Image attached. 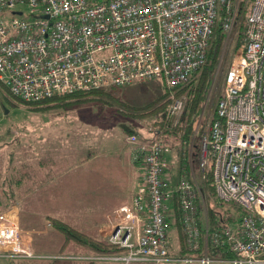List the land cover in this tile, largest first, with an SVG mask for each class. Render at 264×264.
<instances>
[{
	"label": "built area",
	"instance_id": "2783aa9c",
	"mask_svg": "<svg viewBox=\"0 0 264 264\" xmlns=\"http://www.w3.org/2000/svg\"><path fill=\"white\" fill-rule=\"evenodd\" d=\"M242 1L0 0V83L33 103L156 79L177 87L206 63L218 23L228 33L239 25ZM184 107V99L175 98L168 119L176 122ZM127 138L141 176L131 204L107 216L108 242L124 251L90 257L92 264H211L216 259L209 255V237L229 248L232 264H264V0H253L244 43L227 72L197 164L202 177L212 166L219 201L247 213L209 237L207 231L200 257L170 256L169 212L175 206L188 247L201 245L198 202L205 197L193 154L174 183L166 176L174 160L169 139ZM34 256L17 208L0 211V257Z\"/></svg>",
	"mask_w": 264,
	"mask_h": 264
},
{
	"label": "rangeland",
	"instance_id": "374dc122",
	"mask_svg": "<svg viewBox=\"0 0 264 264\" xmlns=\"http://www.w3.org/2000/svg\"><path fill=\"white\" fill-rule=\"evenodd\" d=\"M240 38L239 26L229 33L226 32V40L215 70L212 88L199 118L196 133L201 123L204 124L203 134L210 126L217 101L224 91L227 72L242 48L243 44L238 45ZM242 40L244 43V36ZM164 91L162 79L140 81L125 85L118 92L106 95L104 99L95 98L69 104L55 101L50 102L49 105L44 104L43 108L33 109L19 103L0 84V149L4 151L1 161L3 163L6 161L10 150L17 151L19 148L33 150L35 147L42 146L51 148L53 152L62 153L57 155L52 164L41 165L37 161L31 162L33 163L30 169L32 173L42 178L47 176L53 181L46 187V191L39 192L36 199L33 195L30 199L26 198L23 202L24 214L34 208L41 217L46 212L52 214L59 209L68 221L65 222L86 234L99 238L95 232L96 221L103 215V205L108 201L127 197L136 189V181L140 175V166H132L130 169L127 163L134 145L128 142L127 137L130 133L126 131V128L133 127L135 131L132 133L144 140L147 138L152 140L158 135L164 137L162 133L159 134L156 131L155 118L138 117L133 112L146 102L157 98ZM172 95L169 96V106L175 98L184 99L186 106L185 96L175 94L173 97ZM180 116H177L176 122L173 118V124L180 120ZM93 151L95 159L86 166L79 165L81 160ZM190 154H193L192 151ZM180 156L179 147L174 146V160L166 175L171 182H176L178 179V175L172 179L171 172H178L180 169ZM193 159L197 160L195 156ZM195 170L199 182L202 183V175L197 165ZM64 172L66 174L63 176ZM48 173L50 174L47 175ZM29 179V176H26V183ZM11 206L17 208L19 224L27 238L28 232L22 223L21 202L19 200L5 201L2 210ZM169 214H173V211L170 210ZM91 215L94 217H90ZM51 218L52 216L49 217L48 226L54 229V235L48 241L42 242L37 250L38 253L40 250L46 251L49 253L48 257L37 256L30 259L0 257V264H54L55 262L56 264H90L93 262L90 256L106 255L94 253L88 247L73 240L66 242L64 234L53 226ZM206 221L208 223L207 216ZM173 223L171 221L170 233L173 240L171 250L175 251L180 248V242L179 231ZM108 235L109 228L104 241L108 242ZM32 241L34 238L31 239ZM107 263L117 264L113 261H107ZM132 264L141 263L133 262ZM189 264H198V262ZM211 264L232 263L217 259Z\"/></svg>",
	"mask_w": 264,
	"mask_h": 264
},
{
	"label": "trees",
	"instance_id": "16d2710c",
	"mask_svg": "<svg viewBox=\"0 0 264 264\" xmlns=\"http://www.w3.org/2000/svg\"><path fill=\"white\" fill-rule=\"evenodd\" d=\"M252 4L253 0H243L241 3L239 14L241 22L238 25L239 34L241 35L240 42L238 44L239 46L243 44L242 36H244L245 34V23L251 10ZM225 40L226 32L223 30L221 24L218 23L214 30L212 45L208 52L206 63L194 72L190 80L177 87L170 88L162 79L164 82L165 91L157 98L146 102L141 107H138L136 112H133L135 116L138 117H153L156 119L155 126L157 133H162L164 137L168 138L172 142L173 147H179V151L181 153L179 164L182 166L185 162L189 164L190 161L188 157L190 156L191 151L197 159L194 160V162L197 161L196 165L199 163L204 124H200L197 133L196 128L199 118L204 110L205 102L207 101L208 95L212 88L215 70L220 60ZM0 84L3 85L2 83ZM119 89H121V87H110L87 92H76L61 97L46 99L37 103L26 102L19 98H15L19 101V103L21 102L22 104L27 105L30 108L38 109L45 107L44 104L49 105L50 102L55 101H63V103L69 104L72 102H84L95 98L104 99L106 95H112L113 93L118 92ZM172 93H175L177 96H185L187 99L185 109L180 116V120L176 124H173V122L168 119L167 114L168 106L170 103L169 96ZM11 96L14 98L13 95ZM215 115L216 109L213 113V118L215 117ZM126 131L128 133H132L135 131V129L128 126L126 128ZM145 140H149V138ZM199 184L201 185V191L203 193V196L205 197L204 199L201 198L202 200H200L199 198L198 202V222L201 230V245L197 250H192L188 247L182 228L181 212L179 209H177V206H175L173 214L169 216L170 221L174 222L173 224L177 227V231H179L180 248L175 251H170V255L174 258H186L190 256L200 257L205 252V238L207 231L209 237L211 236L213 231L217 230L221 226L237 224L240 218L247 213L246 209L238 206L235 203L219 201L214 183L212 166L206 169L205 177H202V183L199 182ZM205 210L207 211V214ZM206 216L208 223L206 221ZM50 220L53 226L64 234L66 242L72 240L76 241L77 243L88 247L92 252L98 254H115L124 251V248L86 234L61 219L51 218ZM208 251L209 255L216 260H230L233 257L232 252L227 246H215V244L212 243L210 237L208 243ZM54 264H56V262ZM90 264H92V262H90ZM170 264L188 263L178 261Z\"/></svg>",
	"mask_w": 264,
	"mask_h": 264
},
{
	"label": "crops",
	"instance_id": "0c3cea01",
	"mask_svg": "<svg viewBox=\"0 0 264 264\" xmlns=\"http://www.w3.org/2000/svg\"><path fill=\"white\" fill-rule=\"evenodd\" d=\"M135 146L132 147L131 155L127 159V163L129 168L131 169L132 166L138 167L139 164L134 161V154H135ZM59 151V150H58ZM2 149H0V211L4 206L5 201H14L19 200L21 202V215H22V223L27 229V239L31 242V239L34 238V241L31 242V246L33 247L35 256L32 258L38 257H48L49 253L46 251L40 250L38 253V246L42 242H46L50 239L53 234V230L50 226H48L49 217L58 218L63 221H67L66 218L63 216L61 210L57 209L56 212L52 214L44 213L41 217L39 213L31 208L30 212L24 214V203L26 198L30 199L33 195L36 199L39 192H43L46 187H48L53 179L48 178L47 176L42 178L39 175L31 172V167L33 166V161H37L39 164L50 163L52 164L57 155H62V153H56L51 150L49 147H35L33 150H22L19 148L17 151L12 149L8 152V156L6 157V163L4 164L2 159ZM94 151L89 153L84 159L81 160L79 165H87L93 159H95ZM17 160V161H16ZM45 161V162H44ZM44 162V163H43ZM51 167V166H50ZM137 172V171H136ZM48 173L47 175H49ZM66 173H63V176ZM177 175L176 172H171V178ZM26 176H29V181L26 183ZM136 181V189H137V182ZM175 183V181H173ZM136 189L131 192L127 197L108 201L106 204L103 205V215L101 219L96 221V234L97 237L102 238L103 240L108 234V227H107V216L108 214L115 210L116 208L131 204L133 195L136 192ZM46 191V190H45ZM23 204V205H22ZM90 217H94L91 215ZM93 220V219H92ZM68 222V221H67ZM96 237V236H94ZM96 255V254H94ZM52 256V255H50ZM93 257V256H90ZM18 259H30V258H18ZM141 264L151 263V262H140ZM173 262H165L163 264H170ZM153 264V263H152Z\"/></svg>",
	"mask_w": 264,
	"mask_h": 264
}]
</instances>
